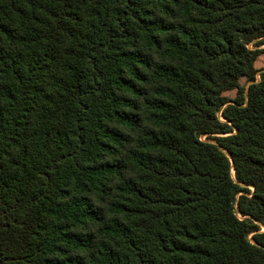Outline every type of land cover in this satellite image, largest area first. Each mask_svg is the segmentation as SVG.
<instances>
[{"label":"trees","instance_id":"1","mask_svg":"<svg viewBox=\"0 0 264 264\" xmlns=\"http://www.w3.org/2000/svg\"><path fill=\"white\" fill-rule=\"evenodd\" d=\"M262 45L264 0H0V264H264Z\"/></svg>","mask_w":264,"mask_h":264},{"label":"rangeland","instance_id":"2","mask_svg":"<svg viewBox=\"0 0 264 264\" xmlns=\"http://www.w3.org/2000/svg\"><path fill=\"white\" fill-rule=\"evenodd\" d=\"M259 49H264V45H262ZM255 68L256 69H263L264 68V55H261L258 58V60H257V62L255 64ZM240 84L244 87V90L246 91L248 83L246 82L245 78H241L240 79ZM223 95L225 97H227L228 99L233 100L235 98V96H236V93H235V91H230V92L224 93Z\"/></svg>","mask_w":264,"mask_h":264}]
</instances>
